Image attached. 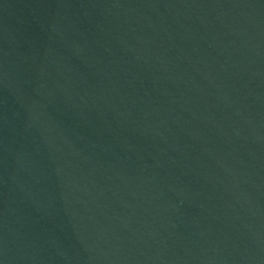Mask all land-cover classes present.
Wrapping results in <instances>:
<instances>
[{"label":"water","instance_id":"obj_1","mask_svg":"<svg viewBox=\"0 0 264 264\" xmlns=\"http://www.w3.org/2000/svg\"><path fill=\"white\" fill-rule=\"evenodd\" d=\"M0 264H264V0H0Z\"/></svg>","mask_w":264,"mask_h":264}]
</instances>
